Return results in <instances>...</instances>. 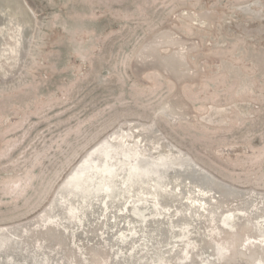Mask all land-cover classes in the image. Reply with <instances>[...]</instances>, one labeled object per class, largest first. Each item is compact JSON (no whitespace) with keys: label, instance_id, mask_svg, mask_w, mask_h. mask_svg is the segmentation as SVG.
I'll list each match as a JSON object with an SVG mask.
<instances>
[{"label":"rangeland","instance_id":"1","mask_svg":"<svg viewBox=\"0 0 264 264\" xmlns=\"http://www.w3.org/2000/svg\"><path fill=\"white\" fill-rule=\"evenodd\" d=\"M25 1L31 47L20 73L0 80V226L42 210L119 121L158 113L176 86L157 71L137 76L132 58L169 23L197 40L185 59L198 76L179 87L190 118L158 115L157 128L220 179L264 190V0ZM180 8L215 14L211 31L170 21Z\"/></svg>","mask_w":264,"mask_h":264},{"label":"bare ground","instance_id":"2","mask_svg":"<svg viewBox=\"0 0 264 264\" xmlns=\"http://www.w3.org/2000/svg\"><path fill=\"white\" fill-rule=\"evenodd\" d=\"M35 16L0 0V80L20 73ZM175 19L209 32L216 15L180 8ZM195 48L170 23L136 48L134 70L176 90L149 121H119L86 149L37 214L0 226V264H264V190L220 179L155 124L189 117L179 87L198 76L185 59Z\"/></svg>","mask_w":264,"mask_h":264},{"label":"water","instance_id":"3","mask_svg":"<svg viewBox=\"0 0 264 264\" xmlns=\"http://www.w3.org/2000/svg\"><path fill=\"white\" fill-rule=\"evenodd\" d=\"M26 49V48H25ZM132 69H133V71H134V73L135 74H138V73H142L143 71H141V72H137V71H135L134 70V65H133V63H132ZM168 119H169V121H171V122H173V123H175V122H177V120L175 119V120H172L166 113H163ZM156 124V123H155ZM154 206H156L155 205V203H154ZM148 212L146 211V212H143V213H139L140 215L141 214H147Z\"/></svg>","mask_w":264,"mask_h":264}]
</instances>
